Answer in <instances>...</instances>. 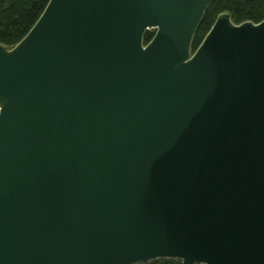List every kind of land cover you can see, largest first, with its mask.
Segmentation results:
<instances>
[{"label": "water", "instance_id": "water-1", "mask_svg": "<svg viewBox=\"0 0 264 264\" xmlns=\"http://www.w3.org/2000/svg\"><path fill=\"white\" fill-rule=\"evenodd\" d=\"M214 1L50 0L0 43V264H264V19L193 52Z\"/></svg>", "mask_w": 264, "mask_h": 264}, {"label": "trees", "instance_id": "trees-1", "mask_svg": "<svg viewBox=\"0 0 264 264\" xmlns=\"http://www.w3.org/2000/svg\"><path fill=\"white\" fill-rule=\"evenodd\" d=\"M50 0H0V43L13 47L25 37L45 11ZM224 12L231 14L233 22L251 20L259 23L264 19V0H216L205 11L192 44L195 52L206 34L212 29L217 17ZM157 29L148 30L145 43L151 41ZM137 264H184L180 258H157ZM206 264V263H200Z\"/></svg>", "mask_w": 264, "mask_h": 264}]
</instances>
